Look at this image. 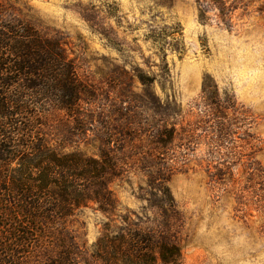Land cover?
Returning a JSON list of instances; mask_svg holds the SVG:
<instances>
[{
    "label": "rangeland",
    "instance_id": "374dc122",
    "mask_svg": "<svg viewBox=\"0 0 264 264\" xmlns=\"http://www.w3.org/2000/svg\"><path fill=\"white\" fill-rule=\"evenodd\" d=\"M4 5L60 43L91 90L79 123L53 113L50 144L119 167L114 214L91 204L66 220L80 264H102L108 224L171 240L178 264H264V0Z\"/></svg>",
    "mask_w": 264,
    "mask_h": 264
},
{
    "label": "trees",
    "instance_id": "16d2710c",
    "mask_svg": "<svg viewBox=\"0 0 264 264\" xmlns=\"http://www.w3.org/2000/svg\"><path fill=\"white\" fill-rule=\"evenodd\" d=\"M4 13L0 0V264H80L66 220L91 204L113 215L117 200L110 184L119 167L105 150L95 158L50 144L53 113L79 123L81 102L91 90L60 43ZM111 229L108 224L95 244L97 262L180 261L179 246L167 238L158 241L132 227Z\"/></svg>",
    "mask_w": 264,
    "mask_h": 264
}]
</instances>
